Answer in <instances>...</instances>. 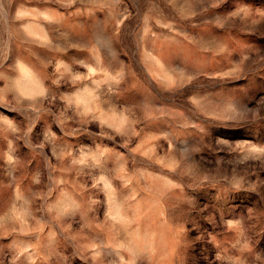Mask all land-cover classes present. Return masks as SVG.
<instances>
[{
    "label": "rangeland",
    "instance_id": "obj_1",
    "mask_svg": "<svg viewBox=\"0 0 264 264\" xmlns=\"http://www.w3.org/2000/svg\"><path fill=\"white\" fill-rule=\"evenodd\" d=\"M0 264H264V0H0Z\"/></svg>",
    "mask_w": 264,
    "mask_h": 264
}]
</instances>
